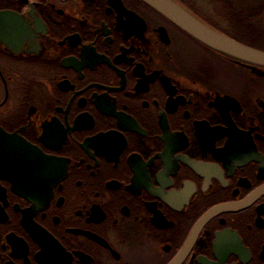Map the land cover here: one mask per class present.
Returning <instances> with one entry per match:
<instances>
[{
  "label": "flooded vegetation",
  "instance_id": "flooded-vegetation-1",
  "mask_svg": "<svg viewBox=\"0 0 264 264\" xmlns=\"http://www.w3.org/2000/svg\"><path fill=\"white\" fill-rule=\"evenodd\" d=\"M174 1L264 50V0ZM1 13L0 264H264V68L141 0Z\"/></svg>",
  "mask_w": 264,
  "mask_h": 264
},
{
  "label": "water",
  "instance_id": "water-1",
  "mask_svg": "<svg viewBox=\"0 0 264 264\" xmlns=\"http://www.w3.org/2000/svg\"><path fill=\"white\" fill-rule=\"evenodd\" d=\"M153 9L164 15L176 26L190 36L209 47L237 61L253 67L264 68V50L257 49L240 43L226 35L212 29L200 21L189 11L174 0H141ZM5 13L0 14V19L6 18Z\"/></svg>",
  "mask_w": 264,
  "mask_h": 264
},
{
  "label": "rangeland",
  "instance_id": "rangeland-1",
  "mask_svg": "<svg viewBox=\"0 0 264 264\" xmlns=\"http://www.w3.org/2000/svg\"><path fill=\"white\" fill-rule=\"evenodd\" d=\"M253 45H257V44H253Z\"/></svg>",
  "mask_w": 264,
  "mask_h": 264
}]
</instances>
